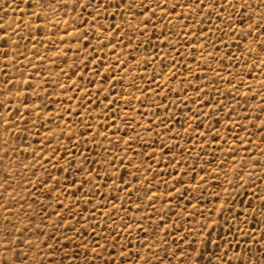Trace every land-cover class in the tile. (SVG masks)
<instances>
[{
  "label": "rangeland",
  "instance_id": "1",
  "mask_svg": "<svg viewBox=\"0 0 264 264\" xmlns=\"http://www.w3.org/2000/svg\"><path fill=\"white\" fill-rule=\"evenodd\" d=\"M49 2L36 20L35 0H0L7 30L0 31L7 36L0 41V245L21 235L13 224L27 225L23 237L40 249L27 258L44 264H121V253L126 264H140L137 252L149 255V247L161 257L175 252L177 264V248L188 251L207 234L202 223L215 238L237 212L239 226L258 238L264 217L249 212L243 223L241 209L249 200L259 207L256 197L264 196L257 119H264V67L248 55L264 34L247 30L264 12L261 0H246L247 9L245 0H232L234 10L214 14L187 5L171 11L183 0H166L167 10L165 0H142L152 5L142 15L138 8L113 13L118 0H109L107 14ZM153 9L145 30L139 22ZM79 33L87 45L72 35ZM229 239V255H248L241 237ZM12 246L27 251L19 240ZM251 246L260 256V246Z\"/></svg>",
  "mask_w": 264,
  "mask_h": 264
},
{
  "label": "snow or ice",
  "instance_id": "2",
  "mask_svg": "<svg viewBox=\"0 0 264 264\" xmlns=\"http://www.w3.org/2000/svg\"><path fill=\"white\" fill-rule=\"evenodd\" d=\"M21 2H24V0H21ZM28 3H32V0H28ZM71 3L72 5V11H75L77 7L83 9H89L91 8L93 11H95L98 8L103 9V14H107V10L109 7H112V4L109 2V0H96L95 3L92 2V0H64L63 4L58 5V7H64L67 8L68 4ZM187 5V8L189 12H191L193 9H203L207 8L209 10V14H214L215 10L218 8L220 12H225L227 9H235V4L232 3V0H183L182 4H174L171 8V11H175L176 7H180L181 9L184 8V6ZM151 3L144 4L142 0H118V3L115 4V7L113 8V13H115L116 9L123 8L126 11L131 12L132 9L138 8L142 9L141 15L143 12H148L149 8L151 7ZM38 7L41 12L37 13L34 12L33 15L36 20H41L43 11L46 9L52 8V3L49 2V0H35V3L33 4V8ZM156 8H160L161 4L157 3ZM163 7L167 10L168 6L166 3V0L163 4ZM240 7L242 9H247L249 5L247 4L246 0L245 2L241 3ZM257 8L264 9V0H261V3L257 4ZM156 14L155 9L152 10L150 15L146 17L144 20H141L139 23L145 25L146 30V23L147 21H150L152 17H154ZM167 14V11L165 12V15ZM243 15V13H242ZM101 16L100 12H96V15L92 17V24L95 25L96 20L98 17ZM220 18L219 16L217 17ZM86 19V17H85ZM133 19H135V15H133ZM247 20H252V14H249L245 17ZM261 21H264V12H262L261 17L253 21L252 23L247 24V30L248 34L250 35L253 28L256 29V35L260 36L261 34H264V23ZM159 21H156L155 23H158ZM240 23H244V19L240 21ZM29 27H31L29 25ZM37 29L43 27V24H37ZM101 27H103L101 25ZM115 28V31H119V26H113ZM132 25H129V28H131ZM153 28L155 29V24H153ZM0 31L6 32L7 30L4 28L3 25H0ZM76 35L78 39H82L85 43V45L88 44L87 40V34L86 33H79V34H72ZM246 38V37H245ZM168 37H165V42H167ZM0 41L7 42V36L3 35L0 36ZM254 43V41H253ZM173 47H175L173 45ZM77 50H79V46H77ZM255 54L257 60L260 61V66L264 67V59H261V57H264V40H261L258 44V46L255 49H251L248 51V55L251 56ZM7 53H5V56ZM247 63V61H246ZM253 67L256 65L253 64ZM250 74V73H249ZM25 88L31 87V84L29 81H24ZM17 96H24L25 99H27L29 93L26 91H20L16 93ZM106 98V97H105ZM262 100H264V97H261ZM21 107L24 108L25 112L29 110V104L28 103H22ZM37 106L35 104L31 105V108L34 110ZM261 112H264V107L260 109ZM24 117L21 116V119ZM257 119H260V125L259 127L261 129H264V119L260 118L259 116ZM217 137H214L216 139ZM131 139V138H130ZM262 140H264V136L261 137ZM128 143V142H126ZM163 147V146H161ZM55 155V153H53ZM124 155H127V152L124 153ZM110 163V162H109ZM211 163V161H209ZM129 164H131V160H129ZM255 168V163L253 165ZM110 179L112 177H109ZM121 181L123 182V176L120 177ZM202 181L205 179L204 177L200 178ZM241 179H243L241 177ZM177 183H182V181H176ZM5 183L7 181L5 180ZM0 187H3V185H0ZM127 187V185H125ZM176 192L179 193L180 189L177 188ZM257 200L260 201L259 207L252 204L251 200H249L248 204L245 206V209H241V211L245 212V218L243 223H247V217L248 213L250 212L253 216V219L256 218V213L258 212L261 217H264V196H257ZM151 199V198H149ZM217 199H219V196H217ZM224 203H227V201L221 203L220 205V213H222L224 209ZM235 203V202H233ZM7 210V205L4 206ZM138 210V207H137ZM213 211H216L215 208H213ZM230 214L231 211L229 210ZM59 215V214H57ZM239 215L240 213L237 212L235 216H232V220L236 223L229 224L228 219H224L222 221L223 225H228V227L225 229L224 234H217L215 238L212 237L211 232L207 231L208 228L212 227V225L204 224L202 223L200 226L201 232H206L207 234L204 236L203 239L196 241L193 239L190 241L187 245L188 251H185L183 248H177L176 251L180 253L179 258L177 260V264H264V230H262L259 234V237L257 238L256 233H248L245 232L240 226H239ZM63 219V217H61ZM208 219H211L209 217ZM260 223H264V221H261ZM213 224H221V221H213ZM233 227H235V231H233ZM53 228H56V225H53ZM4 231L8 233V229L5 228ZM13 232H20L21 235L19 237H15L11 240H5L3 245H0V264H44V260L40 259L38 261L29 260L27 258L29 251H35L39 253L40 249L37 245H34L31 240H27L23 237V232L27 231V225H24L23 229L16 228L15 224H13ZM191 234V233H189ZM8 235H12V233H8ZM55 235V234H54ZM155 235V233H154ZM229 236L232 237V240H235L236 237H241V239L245 242L247 253L245 254L244 250L241 249L239 252L233 251L232 255H229V250L233 248V243L229 239ZM39 239V237H37ZM186 238V237H185ZM56 240H59V236H55ZM65 239H68V237H65ZM15 240H19L21 243L25 245L27 248V251L24 249H17L16 247H13L12 245L15 243ZM161 240H163V237H161ZM43 243L47 245L48 253L52 252L53 245H48L47 240H44ZM252 244H258L260 246L261 255L256 256L255 252H253ZM212 245L214 247L210 248L209 246ZM87 247V245H85ZM235 248H240V243L237 242L235 244ZM60 251H64L63 248L59 249ZM217 251H219V255H217ZM208 253L207 258L205 259V253ZM93 253H95V249H93ZM121 256V264H126V261L124 260V253L120 254ZM175 256V252H168L165 250L164 257L158 256V255H152L151 254V247H149V255L141 256L139 252H137V257L140 260V264H165V257H169L167 264H172V260L170 257ZM254 257V259H253ZM54 260V256H49V261L51 262ZM60 264H63V260L60 261ZM111 264V261L109 262Z\"/></svg>",
  "mask_w": 264,
  "mask_h": 264
}]
</instances>
